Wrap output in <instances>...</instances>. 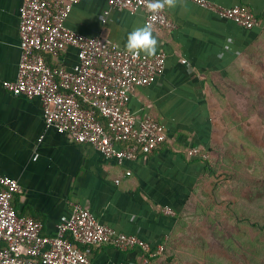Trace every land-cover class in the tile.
<instances>
[{
    "label": "crops",
    "instance_id": "obj_1",
    "mask_svg": "<svg viewBox=\"0 0 264 264\" xmlns=\"http://www.w3.org/2000/svg\"><path fill=\"white\" fill-rule=\"evenodd\" d=\"M211 1L246 7L264 19V0ZM22 4L0 0V173L21 186L14 198L18 215L42 222L45 235L53 236L74 206L81 205L119 232L163 245L177 232L178 217L207 176V163L189 157L188 151L198 148L211 159L216 154L225 135L220 112L230 96L226 80L230 71L234 77L242 74V61L264 38V21L262 29L250 31L187 0L165 6L177 28L152 30L158 40L155 53L167 55L165 68L150 86L133 92L129 107L138 118L159 122L168 139L153 153L120 164L47 128L39 98L14 96L3 87L18 77ZM66 25L124 49L128 34L146 26L144 11L110 9L107 0H81ZM44 57L54 69L71 70L78 63L73 47ZM90 249L93 264H144L137 249Z\"/></svg>",
    "mask_w": 264,
    "mask_h": 264
},
{
    "label": "built area",
    "instance_id": "obj_2",
    "mask_svg": "<svg viewBox=\"0 0 264 264\" xmlns=\"http://www.w3.org/2000/svg\"><path fill=\"white\" fill-rule=\"evenodd\" d=\"M187 1L246 30L262 29L260 17L246 7L228 8L211 0ZM80 2L23 0L18 77L15 82H4L3 87L14 96L39 98L47 128L66 133L79 144L93 146L107 160L120 164L134 161L153 153L168 139L159 122L149 116L138 118L129 107L133 92L150 86L162 74L167 55H135L99 36L72 31L66 22ZM107 2L110 9L144 11L145 25L151 30L177 28L164 8L155 12L148 8L151 0ZM68 47L77 50L78 63L71 70L52 68L44 54L57 56ZM98 114L105 123L97 118ZM188 155L202 162L211 159L208 152L198 148H191ZM20 192L17 180L0 173V264H93L90 248L103 245L123 251L140 250L144 264L164 254V245L154 247L136 235L119 232L81 205L74 206L55 235H45L42 222L18 215L14 198ZM166 211L175 216L173 210Z\"/></svg>",
    "mask_w": 264,
    "mask_h": 264
},
{
    "label": "rangeland",
    "instance_id": "obj_3",
    "mask_svg": "<svg viewBox=\"0 0 264 264\" xmlns=\"http://www.w3.org/2000/svg\"><path fill=\"white\" fill-rule=\"evenodd\" d=\"M242 62L240 76L251 87L245 92L239 88L225 90L230 94L220 112L225 135L212 158L214 163H220L215 166L218 175L204 178L184 215L181 213L172 251L156 264H264V261L251 262L248 253L250 246L261 247L264 237L247 226L237 228L230 218L232 205L237 210L242 206L252 220L264 223V186L253 182L254 186L249 187L245 169L238 179H229L234 168L241 172L247 167L252 172L251 165L261 163L264 170V38ZM253 91L257 97H252ZM233 235L250 245L244 251L239 250L231 240ZM224 245L231 246L228 247L231 254ZM171 255L174 259L168 263L166 258ZM259 255L263 256L262 250Z\"/></svg>",
    "mask_w": 264,
    "mask_h": 264
},
{
    "label": "trees",
    "instance_id": "obj_4",
    "mask_svg": "<svg viewBox=\"0 0 264 264\" xmlns=\"http://www.w3.org/2000/svg\"><path fill=\"white\" fill-rule=\"evenodd\" d=\"M260 19L262 21H264V19H262V18H260ZM263 36H264V34L262 35V37ZM226 85H227L226 88H229V89H238L239 88V89L242 90V92L247 91L246 89H249L248 87H251V84L249 82L245 81L242 76H240V75H237V77L232 76L231 75V71L229 72L228 79L226 80ZM257 95L255 94L254 91L252 92V97H257ZM246 97L248 98V96H246ZM250 100L252 101V98ZM97 118L105 123V121L103 120V118L99 114H98ZM206 163H207V166H208V168H207V176L215 178L216 175H218V171H219L218 168H216L215 166L216 165L218 166L220 164L219 161L215 162L216 163L215 164L212 161V159H210ZM251 166H252L251 167L252 168V172H249V170H251V169H249L247 167L243 168V170L241 172H240V169L234 168L235 171L231 174V178H229V179H233V180L238 179L239 175H242V173L244 172V169H245V173L247 174V178L246 179L250 180V182L248 183L249 187L250 186L251 187L254 186L253 182H255L256 184L260 183V186H264V170L262 169V164L261 163H256V164L251 165ZM233 206H235V205H232V207ZM232 207H231L232 215H231L230 218L234 221V224L237 226V228H240L241 226L244 225V226H247V228H249L251 230L253 229L258 234H260L261 236L264 237V223H261L259 220L258 221L257 220L256 221L252 220L251 216L248 215V213L246 212V208L240 206V210H237L236 208L232 209ZM184 211H183V213H184ZM180 216L178 217V219H180ZM249 220H251L253 222H250ZM220 224H222V222H220ZM176 234H177V232H175V234H173V236L170 238V240H168L166 243L163 244L164 247H165L164 254L163 255H158V256H156L154 258H150L148 264H156V262L160 258H162L164 255H169L170 251H172V246H173L174 241H177L176 240L177 239L176 238ZM226 238H228V237H226ZM231 240L234 243V246L236 248H238L239 250H241V251H244L245 247H247V245H250L249 242H247L246 240H243L240 237H237L236 235H233L231 237ZM259 243H261V242H259ZM224 247L226 248V251L231 254L232 251H231L230 248H228V247H231V246L227 247V246L224 245ZM261 250L263 252V256L262 257H260V255H259ZM248 253L250 254L251 262L255 263V262H258V261H264V244L261 245V247H259L258 249H257V247L255 248V247H251L250 246V249L248 250ZM256 255H259V256L256 257ZM173 259H174V255H171L170 257L166 258L168 263H170Z\"/></svg>",
    "mask_w": 264,
    "mask_h": 264
},
{
    "label": "clouds",
    "instance_id": "obj_5",
    "mask_svg": "<svg viewBox=\"0 0 264 264\" xmlns=\"http://www.w3.org/2000/svg\"><path fill=\"white\" fill-rule=\"evenodd\" d=\"M171 4L172 0H151L148 4V8L153 12L163 9L165 4ZM158 45L157 38L153 35L152 30L145 27H138L131 31L127 36V49L135 55H139L141 52L149 55L155 53Z\"/></svg>",
    "mask_w": 264,
    "mask_h": 264
}]
</instances>
